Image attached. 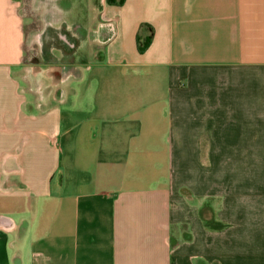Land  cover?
Wrapping results in <instances>:
<instances>
[{"label":"crops","instance_id":"1","mask_svg":"<svg viewBox=\"0 0 264 264\" xmlns=\"http://www.w3.org/2000/svg\"><path fill=\"white\" fill-rule=\"evenodd\" d=\"M22 2L0 0V264H264V0Z\"/></svg>","mask_w":264,"mask_h":264},{"label":"rangeland","instance_id":"2","mask_svg":"<svg viewBox=\"0 0 264 264\" xmlns=\"http://www.w3.org/2000/svg\"><path fill=\"white\" fill-rule=\"evenodd\" d=\"M15 1H18L19 6H23L22 1H24V5L26 7L27 13L31 14V9H30L31 5H32L31 0H15ZM41 2L35 4V8H33L34 11L36 9L38 10L39 9L38 7L41 8L42 5H43V7H45L47 5V10L52 9V7H49L46 2L45 3H41ZM37 10L35 12H37ZM35 12H33V13L35 14ZM36 21L34 19L28 21L27 22L28 25H26V27H25L26 31H31V33H32L33 30L36 31L39 28L41 29V26L39 25V23H37L38 21L37 22ZM28 26H29V29H28ZM35 34H36V32H35ZM50 48L51 47H47V46L42 47L40 45H35L33 47V49H27L26 50L27 61L29 63L27 65H32V64L35 65V66H33L35 68V69H33L34 73H40L41 72L42 74L44 73V75L46 76L50 71L49 68L45 67L44 65L39 64V63H43V64L46 63L47 64V63H50V61L52 63H54V62L57 63L58 59L50 53V50H51ZM47 90H49V88Z\"/></svg>","mask_w":264,"mask_h":264},{"label":"trees","instance_id":"3","mask_svg":"<svg viewBox=\"0 0 264 264\" xmlns=\"http://www.w3.org/2000/svg\"><path fill=\"white\" fill-rule=\"evenodd\" d=\"M107 4L110 6L121 7L125 4L126 0H106ZM152 42V36L139 42V52L144 53L145 50L150 46Z\"/></svg>","mask_w":264,"mask_h":264}]
</instances>
